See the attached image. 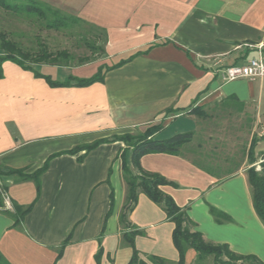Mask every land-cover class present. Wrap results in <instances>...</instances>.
<instances>
[{
  "label": "crops",
  "instance_id": "0c3cea01",
  "mask_svg": "<svg viewBox=\"0 0 264 264\" xmlns=\"http://www.w3.org/2000/svg\"><path fill=\"white\" fill-rule=\"evenodd\" d=\"M38 1L104 31V51L77 65L42 62L31 70L9 59L0 63V189L9 202L0 206V252L10 264H127L133 248L123 241L119 220L127 191L125 144L68 150L156 124L157 139L186 131H194L195 139L202 115L194 109L223 101L228 112L252 113L261 122L264 77L225 81L221 72L257 56L264 0ZM99 66L107 67L102 81L89 85L56 86L46 78L89 77ZM262 129L252 135L251 154L252 136L240 152L226 138L233 150L222 161L218 145L204 151L201 142L193 156L184 152L191 143L180 154L148 152L138 162L169 181L160 189L184 209L191 230L264 263V223L247 179L249 167L260 169ZM125 161L134 168L130 150ZM28 206L14 225L6 211ZM128 220L140 230L133 242L147 264H158L149 256L177 264L174 223L160 205L139 192ZM195 255L187 249L185 263Z\"/></svg>",
  "mask_w": 264,
  "mask_h": 264
},
{
  "label": "trees",
  "instance_id": "16d2710c",
  "mask_svg": "<svg viewBox=\"0 0 264 264\" xmlns=\"http://www.w3.org/2000/svg\"><path fill=\"white\" fill-rule=\"evenodd\" d=\"M0 7L11 10L16 13H25L35 15L43 19L45 25L51 28H66L67 22L63 17L69 16L58 8L52 7L38 0H0ZM49 14L54 19H50ZM76 18V17H74ZM78 19V18H76ZM64 20V21H63ZM102 31V30H101ZM105 39V33L102 31ZM89 48L93 51L96 45L89 44ZM102 48V52H103ZM12 60L20 64L22 67L33 70L31 64L33 63H50L56 65H71L74 60L73 55L66 50H50L46 45L42 44L38 50H28L23 48L19 42L7 37L5 32L0 30V63L3 60ZM80 63L87 62V57L79 59ZM107 67L99 66L97 71L89 77H75L69 75L64 81H55L48 77L47 80L51 85H89L96 81H102L103 69ZM35 74H38L35 72ZM220 105L227 106L228 101H223ZM194 113L202 116H209L205 111H200L198 108L194 109ZM161 128L160 124L151 125L143 132L114 134L110 137L99 139L89 144L76 146L69 152H75L77 149L89 150L100 142L120 140L125 144L121 153L122 159V178L126 184V199L124 208L120 214V224L123 229V241L133 248L132 256L127 264H147L139 255L138 250L134 246V237L140 232L138 228L131 224L128 220V215L137 202L139 192L146 194L152 201L160 205L166 213L167 219L174 223L172 231V241L179 253V260L177 264L185 263V253L187 249L191 248L195 251V261H203L209 256L212 257L213 264H264L254 255H242L232 251L225 243H211L205 241L199 231L191 230L192 222L186 215L184 209L176 205L171 196L165 194L160 185L169 183L164 177L144 170L139 165V157L148 152H167L173 154H180L191 144L195 132L186 131L176 133L164 139H157L154 134ZM256 138L252 136L249 146V154L252 153ZM130 150V157L133 163V169L129 168L125 161V153ZM45 167V164H44ZM41 171V170H40ZM10 173L18 174L20 179H26L30 176L22 174L19 170H10ZM39 171L34 176L37 178ZM247 179L251 189L252 204L258 217L264 223V152L262 153V160L260 162V169L256 170L253 166L247 169ZM0 206H3L2 196L0 193ZM30 206L26 208L14 207V211H6L13 219L14 225L19 224L29 210ZM215 213V209L211 208ZM66 241L64 242V244ZM63 246V245H62ZM148 260H152L158 264H165L163 258L157 256H149ZM0 264H10L8 260L0 252Z\"/></svg>",
  "mask_w": 264,
  "mask_h": 264
},
{
  "label": "rangeland",
  "instance_id": "374dc122",
  "mask_svg": "<svg viewBox=\"0 0 264 264\" xmlns=\"http://www.w3.org/2000/svg\"><path fill=\"white\" fill-rule=\"evenodd\" d=\"M49 17L50 19L55 18L50 14ZM63 18L68 24L66 28H49L45 25L43 19L35 15L16 13L0 7V30L5 32L7 37L16 40L23 48L28 50H38L42 44L52 51L66 50L74 57L72 64H79V59L82 57H87L88 62L100 58L104 44L102 31L87 21L76 19L72 15ZM89 44L96 45L97 48L92 51L88 46ZM252 105L256 106V103H252ZM202 109L209 116L198 117V135L189 148L184 150L189 156H193L191 154L192 148L196 147L195 143L202 142L203 146L200 150L204 151H210L218 145L217 157L222 161L226 157L228 158L229 155L225 151L227 149L233 150V147L229 146L231 141L226 138H230L232 142L236 143L237 151L240 152V148L244 149L246 147V142L250 140V137L261 132L264 128V114L262 117L260 116L261 122L256 124L255 116L252 113L246 115L237 113L234 110L228 112L221 105H210ZM262 110H264V97ZM262 139L261 146L264 147V138ZM234 157L238 158L239 156L235 155ZM0 193L3 205H5L2 189H0ZM191 262L190 264H213L211 256L199 262L195 261L194 257Z\"/></svg>",
  "mask_w": 264,
  "mask_h": 264
},
{
  "label": "built area",
  "instance_id": "2783aa9c",
  "mask_svg": "<svg viewBox=\"0 0 264 264\" xmlns=\"http://www.w3.org/2000/svg\"><path fill=\"white\" fill-rule=\"evenodd\" d=\"M257 56L249 58L244 63L230 65L221 72L225 81H232L239 78H262L264 77V40L255 44ZM5 203L9 206L8 200Z\"/></svg>",
  "mask_w": 264,
  "mask_h": 264
}]
</instances>
